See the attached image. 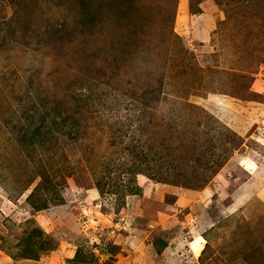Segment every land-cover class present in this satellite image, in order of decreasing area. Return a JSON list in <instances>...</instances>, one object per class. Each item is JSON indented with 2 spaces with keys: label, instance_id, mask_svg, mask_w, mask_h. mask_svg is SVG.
<instances>
[{
  "label": "rangeland",
  "instance_id": "1",
  "mask_svg": "<svg viewBox=\"0 0 264 264\" xmlns=\"http://www.w3.org/2000/svg\"><path fill=\"white\" fill-rule=\"evenodd\" d=\"M0 264H264V0H0Z\"/></svg>",
  "mask_w": 264,
  "mask_h": 264
},
{
  "label": "trees",
  "instance_id": "2",
  "mask_svg": "<svg viewBox=\"0 0 264 264\" xmlns=\"http://www.w3.org/2000/svg\"><path fill=\"white\" fill-rule=\"evenodd\" d=\"M54 125H56L57 127L59 126V124H58L57 122H55ZM39 128H41V125L39 126ZM186 172L188 173L189 170H187ZM187 173H186V174H187ZM191 174H192V176H194L195 171H192V170H191ZM32 256L35 257V258H38V254H37V255H32ZM30 258H31V257H30Z\"/></svg>",
  "mask_w": 264,
  "mask_h": 264
},
{
  "label": "crops",
  "instance_id": "3",
  "mask_svg": "<svg viewBox=\"0 0 264 264\" xmlns=\"http://www.w3.org/2000/svg\"><path fill=\"white\" fill-rule=\"evenodd\" d=\"M209 22H210V21H209ZM198 246H200V243H199V242H198ZM42 259H43V257H42ZM42 259L40 258L39 260L42 261Z\"/></svg>",
  "mask_w": 264,
  "mask_h": 264
},
{
  "label": "bare ground",
  "instance_id": "4",
  "mask_svg": "<svg viewBox=\"0 0 264 264\" xmlns=\"http://www.w3.org/2000/svg\"><path fill=\"white\" fill-rule=\"evenodd\" d=\"M196 248V247H195Z\"/></svg>",
  "mask_w": 264,
  "mask_h": 264
}]
</instances>
